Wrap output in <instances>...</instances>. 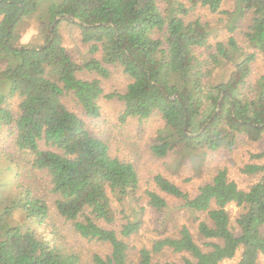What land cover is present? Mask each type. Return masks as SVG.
I'll return each mask as SVG.
<instances>
[{"label": "trees", "instance_id": "1", "mask_svg": "<svg viewBox=\"0 0 264 264\" xmlns=\"http://www.w3.org/2000/svg\"><path fill=\"white\" fill-rule=\"evenodd\" d=\"M35 1L0 0V264H159L154 257L166 249L185 253L181 264H221L239 251L234 264H261L264 162L242 168L258 176L248 189L223 166L195 196L156 175L160 191L147 189L145 195L161 213V236L132 254L126 238L143 223L136 161L113 155L110 141L92 133L63 96L73 92L86 115L99 117L102 79L79 73L107 78L111 66L120 68L129 82L124 92L107 95L124 103L120 121L160 115L164 127L153 153L174 160L178 171L187 160L199 170L209 153L233 150L242 137H264V73L252 80L256 67L264 68V0H235V10L223 9L224 0H61L43 22V44L14 45L13 32L37 9ZM196 8L223 16L213 25L191 17ZM247 13L249 50L236 34ZM224 15L231 21L223 24ZM62 21L77 25L83 43L90 44L83 63L64 46ZM222 66L228 72L213 81ZM250 157L264 160V152ZM114 202L123 208L129 202L135 211L120 212ZM232 205L240 208L235 220ZM52 208L80 237L106 243L110 252L88 255L69 246L59 226L47 222ZM180 212L192 219L191 226L179 223ZM117 213L124 214L119 231L103 225L114 223ZM200 215L205 218L199 221ZM194 224L207 249L196 239Z\"/></svg>", "mask_w": 264, "mask_h": 264}, {"label": "rangeland", "instance_id": "2", "mask_svg": "<svg viewBox=\"0 0 264 264\" xmlns=\"http://www.w3.org/2000/svg\"><path fill=\"white\" fill-rule=\"evenodd\" d=\"M61 0H36L37 9L25 14L23 18L17 24L13 36L12 43L17 46H40L44 43L46 31H44L43 22L48 21L49 8L55 3H59ZM223 9L235 10V0H224ZM247 13L246 18H241L238 22L237 38L240 44L245 47L246 50L251 48L247 47L244 32L250 24L252 15ZM200 16L204 20L211 21L213 25H217L219 14L211 13L205 8H196L191 13V17ZM222 23H228L231 19L226 18ZM223 17V18H224ZM218 27H220L218 25ZM225 32L227 34L228 30ZM60 33L64 46L71 53L76 61L83 63L90 56V44H85L82 41L80 35V28L67 21H62L60 24ZM225 33V34H226ZM221 36V34H220ZM213 41L216 39L212 38ZM99 57V54H97ZM3 68V64L0 62V70ZM228 67H218L214 71L212 77L213 81H220L224 76L223 73L228 72ZM110 75L107 78L100 77L95 72L88 70H82L79 73L81 78H101L104 93L99 99V105L101 107V114L99 117H89L85 114L82 106L78 103V100L73 92L67 93L63 96V101L66 106L76 112L85 121L88 129L92 133L100 134L102 138L108 139L111 143V149L113 155L120 158H129L136 161V166L140 176L139 189L137 191V206L143 207L142 215L143 220L142 227L139 232L135 233L129 238H126L130 251L132 254H136L142 247H151L153 241L159 238L161 232L159 230L160 221L159 216L161 213L148 204L145 191L147 189H155L160 191L155 182L154 177L158 174H162L170 178L173 182L178 184L183 190L189 192L192 196L198 193L200 185L211 181L212 177L219 168L227 166L230 179L236 180L240 187L248 189L253 183L258 180V176L248 175L242 172V168L250 162H264V160H252L250 153L264 152V137L256 142L247 140L246 137H242L239 140L238 145L233 150H220L209 153L201 169L197 170L192 164L193 162L187 160L186 164L181 167L180 171L176 170V164L174 160L170 158L164 159L157 157L152 149L151 145L156 141L159 129L164 127V121L161 116L154 114L151 117L145 119L129 118L126 122L120 121V115L124 109V103L117 97H108V94L114 92H124L129 78L123 73V71L115 66L110 67ZM264 73L262 65H258L254 70L252 80H256L260 75ZM199 173V174H198ZM42 175V173H40ZM14 178V177H12ZM168 201L174 202L175 198L161 192ZM49 201L52 205L53 196L49 195ZM115 208L118 211H122L126 208L129 212L135 211V207H132L131 203H125V207L120 203L114 202ZM130 209V210H129ZM232 219L238 214L240 208L236 205L229 206ZM51 217L47 220L50 226L57 225L61 229L63 238L68 242L69 246L74 247L84 253H100L107 254L110 252V246L106 243H98L89 241L80 237L72 230V226L69 222H66L63 217L59 216L54 208L50 211ZM123 213H117V218L114 223L108 224L104 221L103 225L106 227H114L116 230H120V224L124 222ZM18 219L22 218V214L19 212ZM199 221L205 218V215H200ZM177 220L180 224L187 223L190 226L193 224L192 219L187 218L182 212L177 214ZM21 221V220H19ZM32 222L27 221L26 226ZM194 223L198 224V221ZM191 227L195 233L196 239L204 249H207L205 241L198 237L197 226ZM234 224H236L234 222ZM32 225V224H31ZM169 231H171L169 229ZM236 231L238 229L236 228ZM240 251L237 253L234 259H227L221 264H234L240 257ZM185 253H175L166 249L164 252L156 254L154 262L164 264L167 261H176L181 264L182 257ZM261 264H264V256H260Z\"/></svg>", "mask_w": 264, "mask_h": 264}]
</instances>
